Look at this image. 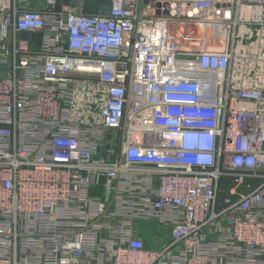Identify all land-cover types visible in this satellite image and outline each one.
Segmentation results:
<instances>
[{
  "label": "built area",
  "instance_id": "built-area-1",
  "mask_svg": "<svg viewBox=\"0 0 264 264\" xmlns=\"http://www.w3.org/2000/svg\"><path fill=\"white\" fill-rule=\"evenodd\" d=\"M86 5L0 0V264H264V0Z\"/></svg>",
  "mask_w": 264,
  "mask_h": 264
},
{
  "label": "rangeland",
  "instance_id": "rangeland-1",
  "mask_svg": "<svg viewBox=\"0 0 264 264\" xmlns=\"http://www.w3.org/2000/svg\"><path fill=\"white\" fill-rule=\"evenodd\" d=\"M68 2L70 0H67ZM87 4H95L96 0H85ZM134 229L137 233H141L146 240L148 246H156L162 243L161 240L153 239L154 235L159 236L165 233L164 229L159 227L157 223L152 221H135Z\"/></svg>",
  "mask_w": 264,
  "mask_h": 264
},
{
  "label": "crops",
  "instance_id": "crops-1",
  "mask_svg": "<svg viewBox=\"0 0 264 264\" xmlns=\"http://www.w3.org/2000/svg\"><path fill=\"white\" fill-rule=\"evenodd\" d=\"M96 7H100V6H98L96 4H87L84 9H85L86 12H92L94 10V8H96ZM102 7L103 8H107L108 7V2H106V4L103 5ZM153 239H156L158 241L159 240L163 241L162 237H158V236H155V235H154ZM156 246H158V245H156Z\"/></svg>",
  "mask_w": 264,
  "mask_h": 264
},
{
  "label": "trees",
  "instance_id": "trees-1",
  "mask_svg": "<svg viewBox=\"0 0 264 264\" xmlns=\"http://www.w3.org/2000/svg\"><path fill=\"white\" fill-rule=\"evenodd\" d=\"M106 2H108V0H96V5L98 6H103L106 4Z\"/></svg>",
  "mask_w": 264,
  "mask_h": 264
}]
</instances>
